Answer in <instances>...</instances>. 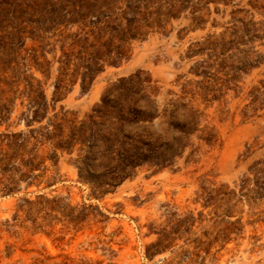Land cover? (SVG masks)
I'll return each instance as SVG.
<instances>
[{"label":"rangeland","instance_id":"rangeland-1","mask_svg":"<svg viewBox=\"0 0 264 264\" xmlns=\"http://www.w3.org/2000/svg\"><path fill=\"white\" fill-rule=\"evenodd\" d=\"M221 39L247 65L198 104L212 147L132 169L136 128L89 127L104 95L161 113ZM0 264H264V0H0Z\"/></svg>","mask_w":264,"mask_h":264},{"label":"trees","instance_id":"trees-1","mask_svg":"<svg viewBox=\"0 0 264 264\" xmlns=\"http://www.w3.org/2000/svg\"><path fill=\"white\" fill-rule=\"evenodd\" d=\"M128 9L133 18L130 21L128 20L127 32H139L142 26L135 19L136 10L134 7H129V5ZM95 25L97 24L95 23ZM96 29L104 33L109 31L106 34L108 35L106 44L112 43L113 37L110 33V31H113L112 28L106 25L103 28L98 26ZM220 43L221 50L219 53L212 50L206 60L197 63L190 69L189 74L199 78V81H187L180 84V78L176 80V86L180 87L179 91L177 93L169 92L172 95V99L164 106L161 113L156 102L149 98H144L146 101L145 108H139L140 100L138 99L133 100V102L119 99L110 102L107 99V95H104L100 105L95 109L94 116L90 117L89 127H98L103 124L102 122L105 119L115 118L119 130H123L125 126L136 128V133L131 143H121L122 160L132 169L146 166L154 167L158 170L169 168L175 163L176 159L182 158L189 148L191 151L187 161H191L201 153L204 146L212 147L214 143L212 129L210 130L207 127L206 129L200 128L203 114L199 112L198 104L205 103L206 110L211 109L216 104L218 106L226 104L224 95L230 90L235 92L237 87L235 84L237 82L236 73L238 71L241 72L243 66L246 67L247 65L236 66L234 56L230 54V50L226 48L222 39ZM232 84L235 85L233 88H231ZM58 91L59 89L56 87L54 98ZM43 104L41 102L38 105H41V111L44 112L46 109ZM221 111V109L218 111L219 114L222 113ZM97 118L102 122L97 123ZM158 119H161V121L157 126L162 125L165 127L163 129L164 133L156 135L150 128L154 126V122ZM42 120V114L37 112L32 120L27 122L26 126L30 127L33 123H39ZM87 125L84 123L77 131L74 133L72 131V139L78 134L82 136L81 141L84 142V133ZM59 128V125H57L55 129L58 130ZM167 134H172V141L165 140ZM193 138L197 139L196 146L192 143ZM107 145L112 147L110 141H107Z\"/></svg>","mask_w":264,"mask_h":264}]
</instances>
